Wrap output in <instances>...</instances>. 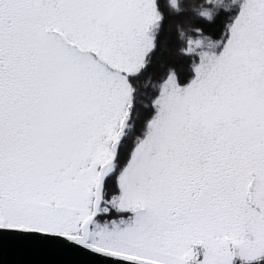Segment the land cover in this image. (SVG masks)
I'll return each mask as SVG.
<instances>
[{"label":"snow or ice","instance_id":"1","mask_svg":"<svg viewBox=\"0 0 264 264\" xmlns=\"http://www.w3.org/2000/svg\"><path fill=\"white\" fill-rule=\"evenodd\" d=\"M0 264H264V0H0Z\"/></svg>","mask_w":264,"mask_h":264}]
</instances>
